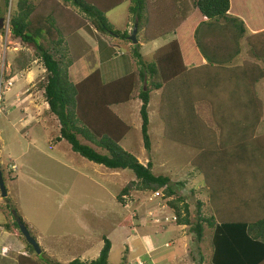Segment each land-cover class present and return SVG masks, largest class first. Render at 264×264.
<instances>
[{
    "label": "trees",
    "instance_id": "trees-1",
    "mask_svg": "<svg viewBox=\"0 0 264 264\" xmlns=\"http://www.w3.org/2000/svg\"><path fill=\"white\" fill-rule=\"evenodd\" d=\"M123 1L16 0L8 20L10 32L22 45L32 49L44 67L45 81L40 86L47 109L59 124L56 141L64 139L72 151L107 168L131 170L135 180L125 184L115 197L121 205L132 189L151 194L161 190L165 198H170L166 205L172 210L174 222L188 226V232L194 233L197 242L202 240L205 227L211 229L214 248L211 264H264V135L257 133L264 102L255 89L258 82L264 81V67L258 64V61L264 64V27L250 24L247 15L241 14L253 29L245 37L248 55L255 61L246 60L232 68L207 65L204 68L210 69L204 70L211 72L207 73L201 71V66H195V61L185 63L184 52H194L201 60L198 27L211 20L238 19L232 16V10L239 6L236 0H150L151 11H155L158 19L154 24L149 0H129L128 14L133 25L137 24L132 51L137 59L136 69L111 80H103L102 73L93 69L73 81L68 72L72 60L67 43L72 29L66 33V27L62 29L58 25L63 16L61 6L69 4L76 8L95 30L127 39L133 25L129 31H119L105 17ZM3 2L6 10L9 0ZM242 18L239 20L243 35ZM187 25L194 31L188 34L190 43L184 45L183 32ZM141 29L145 40L167 34L172 39L157 48L150 60H145L139 53L137 32ZM153 90L159 91L158 117L164 137L193 149L205 150L207 144L202 143L213 142L210 153L205 151V161L196 169L202 175L201 190L208 194V200L205 213L201 209L204 203L196 200L194 222L190 220L189 203L182 196H175L170 178L153 174L149 160L142 164L119 145L129 125L112 106L137 99L142 145L146 151L150 150L148 103ZM203 105L205 113L201 110ZM0 170L2 173L1 167ZM232 204L238 205L233 209ZM5 207L13 220L5 222L3 227L20 235L26 243V250L17 256L16 263L42 264L41 253L33 258L36 253L19 230L11 213L16 210L8 204ZM16 214L30 232L26 222ZM102 240L96 258L88 263L73 259L68 264H111L108 261L111 243L104 236ZM119 264H126L124 256Z\"/></svg>",
    "mask_w": 264,
    "mask_h": 264
},
{
    "label": "rangeland",
    "instance_id": "rangeland-1",
    "mask_svg": "<svg viewBox=\"0 0 264 264\" xmlns=\"http://www.w3.org/2000/svg\"><path fill=\"white\" fill-rule=\"evenodd\" d=\"M31 1L37 3L40 0ZM236 1L242 4H239L240 9L247 15L250 24L264 27V0ZM255 2H259L258 6L252 5ZM15 3L16 0H9L5 10L4 2L0 0L3 14L0 16V82L3 84L0 89V167L7 193L4 198L0 196V264H17V256L26 250L24 239L3 227L5 222L13 220L5 204L14 208L28 225L31 235L42 249L39 258L42 264H68L73 259L88 263L97 257L103 236L112 242L108 255L111 264H119L123 256L126 261L130 256L128 263L134 264V256L137 249L138 253L141 252V245L135 239L132 253L127 255L131 246L127 239L130 233L134 237L136 234L150 235L160 246L158 255L165 256L168 261L164 264H178L180 260L184 263L190 252L193 262L207 264L211 229L204 228L203 243L198 244L194 233H189L188 226L184 225L183 230L190 234L189 238L186 235L183 243L176 242L173 248L167 244L162 246L172 237V233H163L164 229L172 230L174 217L166 205V200L170 198H165L160 190L157 191L160 204L153 200V205H149L151 200L147 197L151 192L132 189L129 193L135 202L121 205L115 197L125 184L135 180L131 170L107 168L72 151L64 139L56 141L59 124L44 107L40 86L45 81L44 67L32 49L22 45L10 32L8 20ZM151 4L150 1L149 13L154 20L156 16L151 11ZM128 5L129 0H124L105 14L119 31H129L133 25ZM61 7L63 16L58 25L62 29L66 27V33L72 29L67 36L69 58L72 60L68 68L70 79L80 80L93 69H98L103 80H111L130 72L132 68L136 69L137 59L132 53L134 44L129 38L103 34L95 30L73 6L68 4ZM142 32H137L138 41L147 43ZM145 46L147 48L149 44ZM142 58L148 60L145 55ZM258 64L264 67L259 61ZM255 89L258 98L264 102V81L258 82ZM158 92L151 91L148 103L149 151L142 145L139 101L132 99L112 106V110L129 125L119 145L142 164L149 160L153 174L170 178L175 196L180 195L189 203L190 220L194 222L196 200L204 203L202 212L207 210L208 194L202 192L203 184L198 182L200 176H197L200 174L196 173L199 164L206 159L205 151L210 153L213 142L207 140L202 143L207 144L205 150L199 147L193 149L164 137L158 117ZM201 110L207 112L204 105ZM257 133L264 135V107ZM10 166L16 169L10 171ZM237 205L232 204L231 208ZM153 207L159 209L156 214L149 215L148 211ZM157 217L160 222L154 223L152 220ZM37 257L38 254L33 256L34 259Z\"/></svg>",
    "mask_w": 264,
    "mask_h": 264
},
{
    "label": "crops",
    "instance_id": "crops-1",
    "mask_svg": "<svg viewBox=\"0 0 264 264\" xmlns=\"http://www.w3.org/2000/svg\"><path fill=\"white\" fill-rule=\"evenodd\" d=\"M154 13H155V11L153 12V14ZM241 14L246 15V14L242 13L240 6H238L237 8H234L232 10V16H237L238 19H236V20H223V19L211 20L210 22H207L205 24L200 25L197 29V38H198L199 44H200L199 45V54H200L201 60H199L196 57L194 52H189V51L186 52L185 51L184 52L185 53L184 62L188 63V62L195 61L196 62L195 66H197V67L201 66V69H203L201 71H206L207 73H211L210 70H204V69H210V68H204V66L213 65V66H223V67H227V68H232L235 65H239L241 63L246 62V60L252 61V59L248 55L249 49H248V47L244 46L245 45L244 42L247 44L246 37H245L246 32H251V30H253V29L251 28V25L249 23H247L242 18L243 16H241ZM241 18L244 20V27H245L244 28L245 32L243 35H242V29H241V27H242L241 21L239 20ZM154 20H156V21H154ZM154 20H153L152 24L158 22L157 16H156V19H154ZM143 29H144V27H143ZM143 29H141V31L144 32ZM193 31L194 30L192 29V27L187 25L185 32H183L184 33V36H183L184 45L190 43L188 34H189V32H191V34H192ZM150 38L151 39H149V40L144 39L145 41H147V43L140 42V48H139V53L141 54V52H142V55H145L148 60H150L152 58L153 53L157 48H159L160 46H162L163 44L167 43L168 41H170L172 39V35L167 34V35H163L160 37H150ZM146 44H149V47L146 48V46H145ZM133 70H135V69L132 68L131 71H133ZM158 94H159V92H158ZM43 104H44V107L47 109V104L44 101H43ZM196 174H199V173H196ZM197 176H198V178L200 176V179L198 180V182L203 184L202 175L200 174ZM150 196H152V194L148 195V197H150ZM126 197H125L126 200H125L124 206H127V202H135V199L132 198V194H129ZM148 197H147V199H148ZM159 198H160L159 196L153 197L152 200L149 202V205H151V204L153 205V203H152L153 200H155L154 202H156L159 205L160 204ZM158 209L159 208H157V207L156 208L153 207V209L148 211V214L149 215L156 214ZM161 210H162V208H161ZM134 216H137V214ZM152 221L154 223H159L160 219L157 217V218H154ZM163 225H165V224H163ZM183 226L184 225L176 224L174 222V220L172 219V230L171 229H164L163 230V233H165V234H171L172 233V237L170 239H167V241H165L164 243H162V246H164V244L165 245L167 244L169 246H172V248H173V246L176 242L183 243V240L186 239L185 236L186 235H187V237L190 236V234L187 231L183 230L184 229ZM212 234L213 233L211 232L209 240H208L209 246H210V244H211V246L209 249L210 252H209L207 264L211 263V258H212L213 251H214V248L212 245ZM179 235L181 236L180 238L178 237ZM127 239L131 243V246L128 247L127 255L132 253V250H133L132 242H134L135 239L137 240V243L141 245V247L139 248V250H141V252L138 253V249H137V251H136L137 253L134 256V260H133L134 264H138V262H139V264H164V262H168L165 256L158 255L157 251H158L160 246L158 243L155 242V240H153V238H151L150 235H148V234H145V235L136 234L134 237L133 234L130 233L129 236L127 237ZM202 240L200 242H198V244L203 243ZM109 241H110V243H112L110 239H109ZM136 248H137V245H136ZM198 248H200V246H198ZM200 250H202V249H200ZM200 253H202V251ZM190 254H191V252L188 254L189 259H188V257H186L184 263H182L180 260L178 262V264H196L195 262H193L192 258H190ZM127 259L130 261V256L129 257L127 256ZM128 260L126 261V264H133V263H128Z\"/></svg>",
    "mask_w": 264,
    "mask_h": 264
},
{
    "label": "water",
    "instance_id": "water-1",
    "mask_svg": "<svg viewBox=\"0 0 264 264\" xmlns=\"http://www.w3.org/2000/svg\"><path fill=\"white\" fill-rule=\"evenodd\" d=\"M136 23H134L133 25V28H132V31H131V34L129 35V40L135 44L136 43V38H135V35H136ZM2 26V18L0 19V27ZM6 188L4 186V181H3V178H2V173H1V170H0V196L1 198H4L6 197ZM11 213L13 215V217L15 218L17 224H18V227H19V230L21 232V234L23 235V237L25 238V240L27 241V243H29L34 251L36 252V254H40L41 253V248L39 246V244L37 243V241L35 240V238L30 234V232L28 231V229L20 222V220L18 219L17 217V214L16 212H14V210H11Z\"/></svg>",
    "mask_w": 264,
    "mask_h": 264
},
{
    "label": "built area",
    "instance_id": "built-area-1",
    "mask_svg": "<svg viewBox=\"0 0 264 264\" xmlns=\"http://www.w3.org/2000/svg\"><path fill=\"white\" fill-rule=\"evenodd\" d=\"M2 87H3V84H1V82H0V89H1ZM7 87H8V86H7ZM8 88H9V87H8ZM2 93H4L3 90H2ZM10 168L13 169V170L16 169V168H13V167H11V166H10ZM158 195H159L158 192H153V196H158ZM149 199H151V198H149Z\"/></svg>",
    "mask_w": 264,
    "mask_h": 264
},
{
    "label": "clouds",
    "instance_id": "clouds-1",
    "mask_svg": "<svg viewBox=\"0 0 264 264\" xmlns=\"http://www.w3.org/2000/svg\"><path fill=\"white\" fill-rule=\"evenodd\" d=\"M131 43H132V42H131ZM132 44H133V43H132ZM9 169H10V167H9ZM153 197H157V196H153V192H152V196L148 197V200H152ZM149 198H151V199H149Z\"/></svg>",
    "mask_w": 264,
    "mask_h": 264
}]
</instances>
